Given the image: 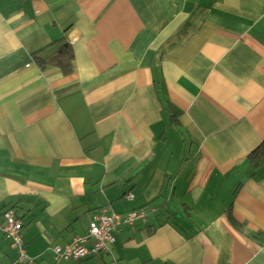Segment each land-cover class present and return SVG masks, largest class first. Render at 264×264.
<instances>
[{"label": "crops", "instance_id": "1", "mask_svg": "<svg viewBox=\"0 0 264 264\" xmlns=\"http://www.w3.org/2000/svg\"><path fill=\"white\" fill-rule=\"evenodd\" d=\"M263 140L264 0H0V264L101 209L142 217L62 264H264Z\"/></svg>", "mask_w": 264, "mask_h": 264}, {"label": "built area", "instance_id": "2", "mask_svg": "<svg viewBox=\"0 0 264 264\" xmlns=\"http://www.w3.org/2000/svg\"><path fill=\"white\" fill-rule=\"evenodd\" d=\"M132 196L128 195L127 199ZM142 217L136 214L122 218L114 213H108L105 209L94 213L88 223V232L84 237H74L69 245L52 250L54 264L77 261L87 255L100 256L108 251V245L114 241V233H117L124 223H130L135 218ZM5 226L3 233L12 241V247L16 249L18 259L15 264H30L31 260L25 255L22 248L21 224L11 213L4 215ZM89 245V246H87Z\"/></svg>", "mask_w": 264, "mask_h": 264}, {"label": "trees", "instance_id": "3", "mask_svg": "<svg viewBox=\"0 0 264 264\" xmlns=\"http://www.w3.org/2000/svg\"><path fill=\"white\" fill-rule=\"evenodd\" d=\"M56 46L57 48L54 52H51L47 57H40V55L35 54L34 59L39 66L45 64L54 65L61 70L62 74L68 75L74 68L71 46L68 43L56 44ZM247 162L251 170L254 171L264 166V140L247 156ZM13 216L18 220L15 215ZM18 221L20 222V220ZM22 229L23 227L21 225V230Z\"/></svg>", "mask_w": 264, "mask_h": 264}]
</instances>
